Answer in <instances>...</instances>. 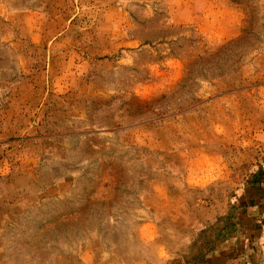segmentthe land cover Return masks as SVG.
<instances>
[{
	"label": "rangeland",
	"instance_id": "374dc122",
	"mask_svg": "<svg viewBox=\"0 0 264 264\" xmlns=\"http://www.w3.org/2000/svg\"><path fill=\"white\" fill-rule=\"evenodd\" d=\"M241 193L264 0H0V264L188 263Z\"/></svg>",
	"mask_w": 264,
	"mask_h": 264
},
{
	"label": "crops",
	"instance_id": "0c3cea01",
	"mask_svg": "<svg viewBox=\"0 0 264 264\" xmlns=\"http://www.w3.org/2000/svg\"><path fill=\"white\" fill-rule=\"evenodd\" d=\"M248 197L245 193H241L237 197L236 205L238 209L233 218L232 232L222 236L221 227L218 230L216 229L214 233L225 239H218L214 244L206 246L199 253L200 257L196 256V260L184 264H238L239 259L237 260V258L246 255L248 251L251 254L249 247L257 246V253L248 255L250 258L264 260V216H262L263 220L261 221L257 220V217H254L256 220L253 218L257 214L255 210L259 207L260 202H256L255 196H252V194ZM220 231L221 234H219ZM211 238H215L214 235Z\"/></svg>",
	"mask_w": 264,
	"mask_h": 264
}]
</instances>
